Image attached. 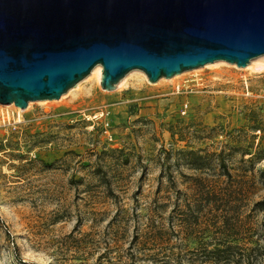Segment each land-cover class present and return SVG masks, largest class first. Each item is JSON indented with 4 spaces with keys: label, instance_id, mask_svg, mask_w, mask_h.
<instances>
[{
    "label": "rangeland",
    "instance_id": "1",
    "mask_svg": "<svg viewBox=\"0 0 264 264\" xmlns=\"http://www.w3.org/2000/svg\"><path fill=\"white\" fill-rule=\"evenodd\" d=\"M194 69L0 103V264H264V54Z\"/></svg>",
    "mask_w": 264,
    "mask_h": 264
},
{
    "label": "water",
    "instance_id": "2",
    "mask_svg": "<svg viewBox=\"0 0 264 264\" xmlns=\"http://www.w3.org/2000/svg\"><path fill=\"white\" fill-rule=\"evenodd\" d=\"M264 54V0H0V103L58 99L101 65L113 90Z\"/></svg>",
    "mask_w": 264,
    "mask_h": 264
},
{
    "label": "bare ground",
    "instance_id": "3",
    "mask_svg": "<svg viewBox=\"0 0 264 264\" xmlns=\"http://www.w3.org/2000/svg\"><path fill=\"white\" fill-rule=\"evenodd\" d=\"M195 70H197V69H193V70H191V71H195ZM187 72H190V71H188V70H186ZM184 72L185 71H183V72H181V74H184ZM91 74L90 75H95V78L99 81L100 79H101V74H102V67H101V65H97V66H95L93 69H92V71L90 72ZM180 73H179V76L181 75ZM178 75V74H177ZM177 75H174L175 77L177 76ZM173 77V76H172ZM175 77H173V78H175ZM161 78H165V77H161ZM171 78V77H170ZM173 78H172V80H173ZM159 80V79H158ZM161 80V79H160ZM163 80V79H162Z\"/></svg>",
    "mask_w": 264,
    "mask_h": 264
},
{
    "label": "built area",
    "instance_id": "4",
    "mask_svg": "<svg viewBox=\"0 0 264 264\" xmlns=\"http://www.w3.org/2000/svg\"><path fill=\"white\" fill-rule=\"evenodd\" d=\"M187 107H188V104L187 103H185L184 105H183V107H182V113H186V111H187Z\"/></svg>",
    "mask_w": 264,
    "mask_h": 264
},
{
    "label": "trees",
    "instance_id": "5",
    "mask_svg": "<svg viewBox=\"0 0 264 264\" xmlns=\"http://www.w3.org/2000/svg\"><path fill=\"white\" fill-rule=\"evenodd\" d=\"M258 204H260V205H262V207H264V200L259 201ZM263 228H264V222H263Z\"/></svg>",
    "mask_w": 264,
    "mask_h": 264
}]
</instances>
